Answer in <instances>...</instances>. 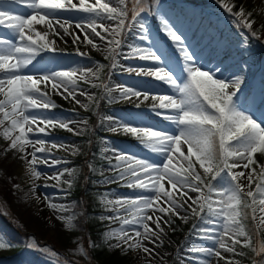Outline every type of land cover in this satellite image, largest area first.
<instances>
[{
  "label": "rangeland",
  "instance_id": "obj_1",
  "mask_svg": "<svg viewBox=\"0 0 264 264\" xmlns=\"http://www.w3.org/2000/svg\"><path fill=\"white\" fill-rule=\"evenodd\" d=\"M152 1L153 7H148ZM167 1L181 3V0ZM210 1L213 0H199V3L207 4ZM29 2L31 0H21V3L16 4L15 0H4L0 8L25 18H29L30 15H41L46 11L29 8ZM57 2L64 4V8L48 13L50 15L48 19L52 21L51 27L44 23L33 25L31 34L38 40V54L30 57V63L23 66L20 72L34 79L39 78L38 87L44 93L43 99L50 100L56 105L55 108L51 106L44 108L42 100L38 98L39 93H34L33 98H37L35 107L24 108L27 101H23L19 106L30 120V124L24 125L25 139L35 141L38 138L44 142L43 147L46 151L36 152L38 161L45 155L48 156L46 162L31 165V168L42 173L39 179L20 157L27 156L31 161L34 147L41 145L33 146L29 143L22 153L10 148V142L4 133L11 129V118H5L4 112H11L12 106L7 103L5 93L0 92V104H6L3 111H0V216L14 228L22 231L11 238L0 232V243L12 246L11 249H0V257H8L10 264H100L103 257L116 253L115 258L121 259L119 264H230V262L245 264L240 255L226 252L220 246L219 242L231 246L236 239L240 240L239 245L248 244L246 235L237 237L232 231H224L227 205L221 203V193L224 194V200H227L235 184L242 185L240 198L243 195L250 199L248 205L253 211L256 227L263 237L262 242L258 244L260 249L264 245V223L260 221L264 211L261 210L262 206L258 201L262 198L260 190L264 188V159H255L254 155L263 149L258 148L256 152L245 153L240 149L247 147L250 142L243 137L227 139V135L236 136L235 129L227 133L225 147L228 151L234 152L228 163L238 162L231 171L243 175L233 181L227 171H222L213 179L211 190L208 188L207 191L201 189V186L206 184L199 181H193L200 185L195 192L179 182L173 188L165 175L160 184L163 185L165 192L171 193V196L161 194L160 199H156V193L151 190V185L156 183L155 172L151 178L144 175L143 170L138 173L144 177L143 183L149 185L148 189L138 187L141 181L126 174L129 168L126 158L131 157L143 161L153 169L163 170V166L169 164L172 174L178 181L185 178L191 180V171L200 174L203 180L209 179L211 175L204 174L196 154L192 155L190 160L186 159L189 145L183 140L179 152H176L173 146L170 161L167 159L170 145H153L142 133L138 136L125 131V127H133L156 131L162 136L175 139L186 130V126L179 123L182 110L162 108L160 107L162 101L158 98L169 96L175 100L181 99L178 88L189 82L179 48L176 44L171 45L173 48L171 51L175 53L171 57L155 35L159 33L161 37L169 38L163 27L165 23L169 27L173 26L169 15H165L164 12L154 14L156 0H100V3H107L110 8L115 7L118 12H124L125 24L134 25L121 31L117 37L121 41L120 46L113 48L109 43L112 34L108 27L113 29L117 27L118 21L115 18L101 21L94 14L80 11V0ZM84 3L97 7L96 0H84ZM160 3L172 16L178 15L184 20L186 31L177 33L185 42L181 46L188 47L189 51L194 53V60L201 70L211 68L215 71L214 79L226 81L246 66L245 81L240 91L233 97V108L264 128V103L258 107L264 98V57L256 63L254 59L242 60L238 55L247 49L240 46L241 41L247 43L249 40L247 33L254 25L260 24L258 28L260 33L256 37L261 40L260 43L255 42V45L259 49L264 45V26L262 27L264 0H224L223 8L226 13L207 8H204L202 13L200 9L186 5L183 16L170 9L164 0H160ZM71 4H75L76 8H71ZM235 6L239 9L234 14L228 11V8L233 10ZM241 9L245 13L243 18L237 15ZM97 10L101 16L109 15L98 7ZM137 13L135 24L131 17ZM64 21H67L65 26L68 27V34H64L63 28L60 27V23ZM92 22H97V33H101L104 38L91 32L89 23ZM247 23L251 24V28L245 26ZM76 24H82V27L77 28ZM140 25L143 26L142 29ZM36 32L47 33L46 41H39L35 36ZM86 37L92 39L93 43L88 44ZM0 39L8 41L6 44H0V55L9 54L14 51V47L27 43L20 41L18 34L7 28L6 24L0 25ZM215 42L226 46L221 57L208 55L203 50ZM45 43L48 44L47 49L43 48ZM52 52L53 55H49ZM117 52L121 62L113 59ZM148 53L156 59L141 58ZM39 54L49 56L37 62ZM115 62L116 65L119 64L116 72ZM217 65L219 70H216ZM161 68L169 72L171 78L176 81V89L170 82L157 80L155 75H147V71L155 72ZM92 69L96 73L95 76L88 72ZM256 70L258 74L253 79H248V75ZM61 71H75L73 77L75 85L68 82L65 87L54 79L48 81L43 79L44 76H53ZM107 72L109 74H106ZM104 73L103 77L106 84L110 83L109 86L101 80ZM0 79H4L5 82L7 80V74L3 69H0ZM53 84H57V87L53 88ZM245 86L249 87V95L244 99V92L241 90ZM69 88L76 89L74 97L69 95ZM102 88L105 96L101 95ZM126 88L139 95L122 96ZM163 103L167 104V101ZM102 104L104 112L99 111ZM124 105L133 106L134 110L131 107L126 111L121 109L120 107ZM142 105L147 107L142 110L140 108ZM146 113L147 115L152 113L157 117L150 118L144 115ZM64 123L68 125L67 128L62 126ZM114 128L116 130L112 131ZM248 130L245 126L244 131ZM11 135L19 136L20 133L12 130ZM126 136L129 139L136 138L134 144L122 140ZM93 144L97 147L96 154L91 151ZM99 159L104 163L98 165ZM56 160L60 163H56ZM190 162L192 168L186 170ZM89 164L96 169L95 174ZM69 172L74 173V176H70ZM56 177L61 181L59 184ZM105 177L112 182L105 183ZM65 180L72 183L71 189L63 183ZM129 183L133 186L129 187ZM86 186L89 187L88 193L84 195L86 191H83L84 201L77 204L74 192L77 187L81 191ZM249 190L253 192V197L247 196ZM86 198V203L91 205L90 211L86 209ZM141 198L152 199V206L140 211L150 217L145 221L148 228L153 233H160L158 241L155 238L144 240L136 236L137 230L144 232L143 225L136 223L143 217L137 215V209L131 202H139ZM201 206L207 209L206 214L200 215L199 221L190 227L193 215L199 212ZM238 206L239 204L233 202V208L227 210L238 213L236 219L239 221ZM161 208L165 211H159ZM105 215L109 217L108 220L101 219V216ZM125 220L128 223H125ZM153 220H158L159 229ZM186 234L187 237H184ZM125 236L129 238L128 241L121 243ZM137 241L140 244L139 248L135 246ZM33 244L34 248L31 246ZM130 244L132 247H129ZM177 244L180 245V249ZM45 247L48 248L47 252L42 251ZM235 247L239 252L237 245ZM145 248L150 249V252H145ZM193 248L204 249L205 252L190 251ZM213 249L214 252L210 256V250ZM216 252L220 255L217 256ZM258 253L260 256L255 264H260L264 259L262 256L264 252L259 250ZM0 264H8L6 258H0Z\"/></svg>",
  "mask_w": 264,
  "mask_h": 264
},
{
  "label": "snow or ice",
  "instance_id": "obj_2",
  "mask_svg": "<svg viewBox=\"0 0 264 264\" xmlns=\"http://www.w3.org/2000/svg\"><path fill=\"white\" fill-rule=\"evenodd\" d=\"M4 0H0V4H2ZM16 4L21 3V0H15ZM96 5L98 9H102L107 12L108 16H101L100 11L97 10V7H92L84 3V0H80V11L94 14L96 17H99L101 21L103 20H111L116 19L118 21L117 27L115 29L108 27V31L112 34V39L109 43L113 46V48H118L120 46L121 41L117 39L120 36L121 31L125 28L134 27L133 24H125V13L118 12L117 8H110L107 3H100V0H96ZM28 7L31 9H42L46 10L41 15H30L29 18H25L20 14H13L12 12L0 8V25L6 24L7 28L12 29L18 34V38L20 41H26L27 43L23 46L14 47V51L6 54L0 55V69H3L7 74V80L5 82L4 79H0V92L5 93L7 97V103H10L12 106L11 112H4L5 118H11V129L4 133L6 139L10 142V148L12 150H16L18 153H22L25 151V148L29 143L35 146L36 144L41 145L40 147H34V151L31 153L32 159L28 160L27 156H21L20 159L24 161V163L28 164L31 168V165H35L38 162H46L48 160V156L45 155L42 160L38 161L36 157V152H45V148L43 147L44 142L40 139H36L35 141H29L25 139V124H30L29 117L24 114V111L19 108L20 104L23 101H27L24 104V108L35 107L37 105V98H33L34 93H39V99L42 100V106L44 108H55L56 105L52 103L50 100L43 99L44 93L41 92L38 87L39 78L34 79L32 76L22 75L20 74L23 66L30 63V57L38 54V40L34 39L33 35V25L34 24H47L51 27L52 21L48 19L50 16L48 13H54L56 9L64 8V4L57 2V0H31L28 3ZM71 8H76L75 4L70 5ZM228 11L231 12L232 9L228 8ZM159 12H164L165 15H169V18L173 21V26L169 27L167 23L163 25L164 30L168 37L176 44L179 48L180 53L183 56L184 61V70L189 75V82L185 84L183 87L178 88V92L182 97L179 100H175L170 98L169 96H160L158 97L162 103L160 107H171L176 110H182V114L179 116V123L186 126V130L177 138L171 139L167 136H162L160 133L156 131H149L145 129H136L133 127H125V131L137 134H143V137H147V141H150L153 145H164L168 144L169 147V155L168 158L171 161V152L173 150V146H175V151H180V145L183 140L184 143L189 145L188 148V157L186 159L191 158L192 155L196 154L200 161L201 167H203L204 174H211L210 179L213 180L215 177L222 171H227V173L231 176L233 181L239 179L243 173H233L231 170L237 166L238 162H227V157L234 154L233 151H228L225 147V138L227 133H230L235 129L236 136L233 137L231 135H227V139L231 140L234 138L243 137L248 140L250 143L247 147H244L242 150L245 153H253L259 149H264V128L260 127L257 123H255L251 118L247 115H244L238 111H235L233 108V97L236 95L238 91H240L241 87L245 81V74L247 71L246 66H243L239 73L233 74L226 81H221L218 79H214L215 71L209 68L207 70H201V68L197 65L194 60V53L190 52L188 47L181 46L185 42L182 40L181 36L178 35V31H186L184 20L178 16H172L165 10V6L160 3V0H156V6L154 10V14ZM238 16L241 18L244 17L245 13L243 9L239 13ZM138 13L133 15L131 19L135 21L137 19ZM59 22V21H58ZM67 21L60 23V27L63 28L64 34H68V27L65 26ZM97 22L89 23L91 26V32L97 35H100L101 38H104L101 33H97L96 29ZM246 27L251 28V24H245ZM77 28H81L82 24H76ZM142 29L143 26L140 25ZM175 29V30H173ZM87 31V29H85ZM26 32L28 34H26ZM255 35V33H253ZM35 36L39 38V41H46L47 33L41 34L40 32H36ZM87 43L92 44V39L86 37ZM8 41L6 39H0V44H6ZM242 48L247 47L246 41H241ZM44 49L48 48V44L45 43L43 45ZM226 49V46L220 42H215L211 47H208L204 52L208 55H214L216 57H221ZM16 54H20L17 56ZM15 57V63H13V59ZM142 59L151 58L153 60L156 59L155 56L148 53L147 56H141ZM131 70V69H129ZM219 70V66L217 65V69ZM88 72L95 76V71L88 70ZM141 72H143L141 70ZM147 75L152 76L155 75L157 80L164 81L166 83H171L174 89L177 88V83L174 79L171 78L169 72L163 70L162 68L158 71H147ZM75 76V71H61L55 73L53 76H44L43 79L48 81L50 79H54L58 81L60 84H64L67 87L68 82L75 85L76 81L73 79ZM5 86H7V91L5 92ZM53 88L57 87V84L52 85ZM75 88H69V95L75 96ZM137 96L139 93L134 92L131 89H124L122 96ZM201 97L203 100H201ZM91 99V97H89ZM147 99V97H145ZM163 101H167V104L163 103ZM204 102H207V106ZM187 106V108L185 107ZM6 104H0V111H3ZM211 108L214 111H208V108ZM171 119V117H168ZM36 118H32L35 120ZM246 122V124H245ZM210 125V127H209ZM63 127L67 128L68 125L66 123L62 124ZM245 126L248 127V131L245 132ZM12 130H17L20 135L13 136L11 135ZM29 130H31L29 128ZM116 129H112L115 131ZM43 131V129H40ZM219 135V145L217 146L215 143V137ZM142 140H145L141 138ZM55 146V143H53ZM235 149V151H240ZM121 159H125L121 157ZM127 162L129 165L127 175H131L135 177V180L141 181L138 187H142L144 189H148L149 185L147 183H143L144 177L142 175H138V173L143 170L144 175L148 177L153 176V172L156 173L155 181L156 183L151 185V190L156 193V199H160L161 194L165 196H171L170 192H165V189L160 181L167 175V178L172 185L173 188L176 187L177 183H182L187 185L193 192L197 191L200 187L198 183H194L193 181H199L200 183H205L202 176L195 171H191L192 179L189 180L185 178L183 181H178L177 177L172 174L169 164H165L162 169H153L147 166L143 161L139 159H133L131 157H127ZM247 159V158H246ZM56 163H60L59 160L55 161ZM207 162V164H205ZM111 163V161H109ZM89 167L92 169V172L95 174L96 169L89 164ZM192 168V163L190 162L187 165L186 170H190ZM32 172H34L35 177L39 179L42 175L41 172L36 171L34 168H31ZM67 171V169H65ZM63 173H61L62 175ZM102 174V173H101ZM70 176H74V173L69 172ZM178 175V174H177ZM122 177H115V179H120ZM57 183L59 184L61 181L59 177H56ZM251 179V177H249ZM105 183H111L112 181L105 177ZM68 185V188L71 189L72 183L70 181H63ZM129 187H132L133 184L129 183ZM209 188L211 190V184H209ZM242 190V185L237 183L235 184L234 190L227 196V200H224V194L221 193V203L226 204L227 208L225 209L224 215V224L223 228L225 232L232 231L237 237L245 236V232L240 228L239 221L236 219L238 213L235 211L229 212L227 209L233 208V202L235 204L240 203V194ZM260 195L262 198L259 199L258 203L262 206L261 210L264 211V188L260 190ZM247 196L253 197L254 194L251 190L247 192ZM133 207L137 209V215H142V219L136 221V223L142 224L144 227V232L141 233L139 230L136 231L137 237H142L144 240H159L160 233H153L148 225L145 223L146 220L150 219L147 213H141V209H146L152 206L151 198H141L139 202L132 201ZM159 211L163 212L165 209L161 208ZM179 211V209H177ZM195 212L196 210L193 209ZM220 215V213H217ZM101 219L108 220V216H101ZM261 223H264V216L260 217ZM125 223H128L125 220ZM153 223L156 224V227L159 229L160 225L158 220H153ZM122 231H126L122 229ZM128 237L125 236L124 240L121 243H126L128 241ZM220 246L224 248L226 252H232L236 255H242L241 252H237L235 245L240 244V240L236 239L231 246L219 242ZM250 243V242H249ZM33 248L35 244L31 245ZM135 246L137 248L140 247L139 242H135ZM248 246V245H246ZM10 244L0 243V249H11ZM129 247H132L130 244ZM42 251L47 252L48 248H43ZM145 252H150V249L145 248ZM192 252H205L204 249H190ZM214 249L210 250V256L213 254ZM260 252H264V245L261 246ZM259 254V253H258ZM216 255L219 256L220 253L216 252ZM223 258V257H221ZM231 264V262H230ZM238 264V262H236ZM255 264V262H254ZM260 264H264V259L260 261Z\"/></svg>",
  "mask_w": 264,
  "mask_h": 264
},
{
  "label": "trees",
  "instance_id": "obj_3",
  "mask_svg": "<svg viewBox=\"0 0 264 264\" xmlns=\"http://www.w3.org/2000/svg\"><path fill=\"white\" fill-rule=\"evenodd\" d=\"M223 1L224 0H215L213 2H209V3L203 4V5L220 6ZM189 3L196 5V4H199V0H190ZM238 9L239 8L237 6H235L233 8V11L235 12ZM259 26H260V24L255 25L252 28L251 32H249L250 35L251 34L253 35V33H255V35H253V37H252V40L249 41V47L250 48H252L254 46V42L260 43L259 39L256 37L260 33V31L258 30ZM263 26H264V22H263L262 27ZM262 46L264 47V45H262ZM250 53L252 56L257 57L256 50H253V51L251 50ZM262 54H263V52H259L258 57H261ZM209 127H210V125H209ZM215 143L217 146L219 145V135H217L215 137ZM259 157H260V159L261 158L264 159V155H261L260 152L255 154V159H259ZM85 188H87V186ZM6 191L8 192V190H6ZM82 192H83V189L80 191L79 187H77L76 191L74 192L77 204L82 202V200L84 201V197L82 199V195H83ZM84 195H87V192ZM86 201H87V198L85 200L86 209L88 211H90L91 205H89V203H86ZM244 206H245V204L243 203V200H242L241 205L239 206V209H240L239 224L243 228L245 234L248 236V240L250 243L247 244L248 246H246V245L245 246L237 245V246L239 248V252L242 253V255H240V257L244 261V263L245 264H254V262H256L257 258H258V250L256 249V247H257V244L263 239V237L260 236V233L257 231L253 220L250 218L248 207H246V206L244 207ZM0 231L3 232L4 234H6L8 237H14L15 234H20L22 232L21 230L14 228L12 225L7 223L5 221V219H3L1 216H0ZM116 256H117V254L114 253L113 255L108 256L106 258L103 257L101 259L100 264H119L121 259L115 258Z\"/></svg>",
  "mask_w": 264,
  "mask_h": 264
},
{
  "label": "bare ground",
  "instance_id": "obj_4",
  "mask_svg": "<svg viewBox=\"0 0 264 264\" xmlns=\"http://www.w3.org/2000/svg\"><path fill=\"white\" fill-rule=\"evenodd\" d=\"M187 42V41H186ZM198 60V59H197ZM197 63V62H196ZM198 65V64H197ZM201 66V65H200ZM176 130V129H175ZM180 132V131H179Z\"/></svg>",
  "mask_w": 264,
  "mask_h": 264
}]
</instances>
